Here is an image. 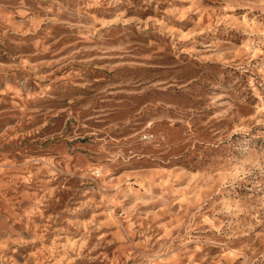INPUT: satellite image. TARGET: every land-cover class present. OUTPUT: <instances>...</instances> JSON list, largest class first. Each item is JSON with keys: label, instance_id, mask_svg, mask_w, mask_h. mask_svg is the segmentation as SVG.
<instances>
[{"label": "rangeland", "instance_id": "374dc122", "mask_svg": "<svg viewBox=\"0 0 264 264\" xmlns=\"http://www.w3.org/2000/svg\"><path fill=\"white\" fill-rule=\"evenodd\" d=\"M0 264H264V0H0Z\"/></svg>", "mask_w": 264, "mask_h": 264}]
</instances>
